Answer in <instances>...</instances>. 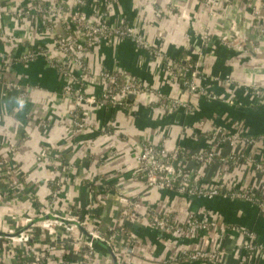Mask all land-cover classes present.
<instances>
[{
  "label": "crops",
  "instance_id": "1",
  "mask_svg": "<svg viewBox=\"0 0 264 264\" xmlns=\"http://www.w3.org/2000/svg\"><path fill=\"white\" fill-rule=\"evenodd\" d=\"M208 1L112 0L106 21L130 26L164 58L182 64L189 57L197 62L198 84L218 99L189 93L167 77L162 60L129 40L92 45L84 57L90 71L88 77L81 78L84 94L99 96L104 89L100 70L115 71L188 105V109L172 112L157 110L145 94L127 98L124 108L77 106L63 95L65 78L49 63L53 60L77 72L66 57L53 51L56 36L63 33L58 21L52 25L54 30L48 31L41 27L36 13L16 17L17 12L30 9L28 0L3 1L6 11L0 14V31L12 40L0 43V214L39 211L45 196L51 194V185L64 176L54 212L90 215L104 235L122 225L124 234L117 231L114 235L122 249L118 264H202L186 262L181 256L217 248L232 251L217 264H264V254L244 252L240 247L243 231L253 233V241L264 246V213L254 204L149 189L136 175V155L144 144L178 147L194 154L211 151L218 158L242 154L264 164V0H216L212 9ZM90 2L93 8L101 0ZM63 5L62 16L68 26V4L64 1ZM255 10L260 16H255ZM88 11L83 15L88 16ZM205 33L210 37L207 46L202 41ZM35 48L47 51L48 59L18 62L24 52ZM8 84L22 89L23 99L18 100V92L8 89ZM75 115L79 122L85 121L83 128L73 125ZM41 153L46 157L39 159ZM181 166L201 184L223 190L248 188L256 196H264V175L250 163L216 161L199 168L187 160ZM11 175L25 180V194L35 195L37 202L26 197L12 201L8 195L12 189L5 181ZM118 192L137 204L139 218H119L122 204ZM146 208L181 223L192 216L235 230L222 236L215 231L178 238L150 228L142 216ZM95 253L98 264H108L104 255Z\"/></svg>",
  "mask_w": 264,
  "mask_h": 264
},
{
  "label": "built area",
  "instance_id": "2",
  "mask_svg": "<svg viewBox=\"0 0 264 264\" xmlns=\"http://www.w3.org/2000/svg\"><path fill=\"white\" fill-rule=\"evenodd\" d=\"M4 0H0V14L6 9L3 5ZM30 3V11L17 12V18H24L30 12H34L41 16V23L48 31L54 29L50 24L51 19H60L64 10L62 0L56 4H48L44 0H28ZM68 4L70 15V23L74 26V31L67 26L63 27V33L59 34L55 40L54 52L62 54L72 65L76 66L77 72L70 71L62 63L50 60L49 63L53 69L59 72L65 78V84L62 88L64 96L72 99L77 106L80 105H112L124 108L128 97L136 98L141 94L148 97V103L152 104L161 112H172L177 109H188V105L178 99L163 96L158 90L144 86L139 80L129 75H123L115 71L100 70L98 76L104 82V89L99 96L86 95L82 89L81 78L88 77L90 71L87 70L83 61L85 54L92 45L101 42L111 43L115 40H129L138 49L149 52L153 58L163 61V71L171 80H176L180 85L191 94L205 96L211 100L218 99L214 94L206 90L197 82L198 64L186 57L184 62L164 58L159 49H152L151 45L128 25L116 24L109 25L106 21L113 2L112 0H101V2L90 9L88 16L83 15L84 10L88 6L89 0H63ZM56 2V0H55ZM60 5V6H59ZM209 8L216 6V0H209ZM53 6L56 8L53 12ZM228 4V9H229ZM255 16H260L258 10L254 12ZM256 28H258L256 26ZM259 29V28H258ZM234 34V27L231 26ZM12 40L0 31V43L4 40ZM202 41L205 46L210 42L207 33L203 34ZM227 44H231L223 38ZM242 44V43H241ZM242 47V45L240 46ZM200 54V52H198ZM49 53L45 50L35 49V51H26L21 59L22 61L32 62L38 59H48ZM80 74V76H78ZM1 82V80H0ZM8 89H15L18 92V100L23 99L24 93L19 87L8 84ZM233 104L232 100L228 101ZM73 125L77 128H83V123L79 122L77 116H74ZM231 144L234 142L230 137L224 136ZM255 139H248L251 143ZM190 160L199 168L210 167L216 161L222 164H232L239 162L250 163L254 168L264 175V164L252 160L250 157L242 154L229 156L228 158H218L213 152L188 153L180 148L169 149L163 145L144 144L138 150L136 155L137 177L143 180L149 189L174 191L179 195L188 197H197L211 200L218 196L233 201H247L254 204L261 212L264 213V196L258 197L254 191L246 188H237L223 190L217 185L210 186L201 184L195 176L193 177L189 171L181 166L182 161ZM2 168H0V177ZM1 180V179H0ZM64 176L56 182V189L51 192L50 199L57 197L58 189L63 186ZM10 185V184H8ZM16 189V186H10ZM118 201L122 204L120 219L136 220L140 216L137 215V204L122 193H117ZM49 199V200H50ZM48 200V201H49ZM47 205L48 213H51L53 204ZM46 206L41 207L39 212L44 213ZM50 214H44L43 217ZM89 214L92 215V212ZM58 219L69 222H75L89 235L86 239L75 226L65 224L54 219H44L26 217L20 219L17 215L0 217V233L9 235L8 237L0 236V264H98L99 257L93 249V241L99 240L111 247L115 252L116 261L119 262L118 254L122 251L115 241L114 235L119 231L124 234L122 225L113 227L111 235H104L98 231V222L93 220L90 215L82 216L78 213H69L67 215H58ZM146 219L150 228L161 232L185 238L196 233H207L219 231L221 236L226 231L233 232V226H225L208 219H194L192 216L186 218L182 223L176 220L160 216L151 208H146L145 214L142 215ZM118 218V219H119ZM11 221H8V220ZM19 221L21 225L18 226ZM119 221V220H118ZM28 228L22 230L26 226ZM18 236L15 233L19 232ZM38 233V234H37ZM243 241L240 245L241 250L250 253L264 254V246L253 241L254 236L250 231H243L241 234ZM232 251L223 248H217L211 251L195 250L186 252L181 256L186 262H209L211 264L219 263V260L230 254ZM67 255V259L61 256ZM108 262V261H107ZM109 264V263H108ZM118 264V263H117Z\"/></svg>",
  "mask_w": 264,
  "mask_h": 264
},
{
  "label": "rangeland",
  "instance_id": "3",
  "mask_svg": "<svg viewBox=\"0 0 264 264\" xmlns=\"http://www.w3.org/2000/svg\"><path fill=\"white\" fill-rule=\"evenodd\" d=\"M58 1L59 0H56V2H53L54 4H56V3H58ZM60 6V5H59ZM68 6V5H67ZM98 6V5H97ZM55 7L53 6V12L55 11ZM31 9H27V10H24V11H22V12H27V11H30ZM34 12H30V14H33ZM39 17H40V23H41V16L39 15ZM64 16H62L60 19L58 18V19H51L50 20V24L51 25H56L55 24V21H58V23H59V26L60 27H62V29H63V27L65 26V23H64ZM68 21H69V23H70V15L68 16ZM62 24H64V26L62 25ZM109 25H111V24H109ZM41 27H43V29H45L44 28V26L42 25V23H41ZM67 27H70L73 31H74V26H73V24H69ZM54 30V29H53ZM50 31H52V30H50ZM58 37V35L56 36V38ZM36 49V48H35ZM35 49L34 50H30V51H35ZM25 53V52H24ZM23 55V54H22ZM22 55L19 57V59H17L18 60V62H20V63H28V62H24V61H22V59H21V57H22ZM38 60H40V59H38ZM41 157H46V154L45 153H41L40 155H39V159H41ZM56 169V168H55ZM15 176V175H14ZM14 176H9L8 177V179L7 178H5V181L8 183V184H10L9 186H16V189H13L12 191H9V193H8V195L9 196H11V198H12V201H14V200H17L18 202H20L22 199H23V197L25 198H28L29 200H30V202H34V201H36L37 202V199H36V197H35V195H31V194H25L26 193V191H25V189H23L24 187H25V180H23L22 178H15ZM59 179H60V177H59ZM4 179L2 178V181H3ZM56 180H55V184H56ZM0 183H2L1 182V180H0ZM4 185H6V184H4ZM50 196V195H49ZM49 196H45V198H44V200H43V205L45 206L46 205V203L47 202H50V204H53V206H52V210H51V213H53V215H51L50 213H48L49 211H48V206L47 205H49L48 203H47V205H46V207H45V209L43 210V212L44 213H37V212H39V211H36V212H34V213H32L33 214V218H42V216H44V214H50L52 217H56V218H58L59 216V214H57L56 212H54V206H56V202H57V198H55V199H50V197ZM48 197H49V199H48ZM17 198V199H16ZM49 200V201H48ZM17 206L18 205H20V204H16ZM24 207V206H23ZM56 208V207H55ZM39 209V208H38ZM21 211H23V210H19L18 212H17V216L20 218V219H24V218H26V217H31L32 216V214H31V212L30 211H28V210H25L24 212H21ZM60 213V212H59ZM18 214H21V215H18ZM5 216H8L7 214H4V212L3 213H1L0 214V217H5Z\"/></svg>",
  "mask_w": 264,
  "mask_h": 264
},
{
  "label": "water",
  "instance_id": "4",
  "mask_svg": "<svg viewBox=\"0 0 264 264\" xmlns=\"http://www.w3.org/2000/svg\"><path fill=\"white\" fill-rule=\"evenodd\" d=\"M128 98H132V97L130 96ZM44 219H54V218L51 215H46L45 217L41 218V220H44ZM58 220L65 223V224L75 226L82 234L85 235L86 239H89V235L82 229V227L79 226V224H77L75 222H69V221H66L63 219H58ZM28 227H29V225L26 226L25 228H23L22 230H24ZM19 233H20V231L15 233V236H18ZM0 236L8 237L9 235L4 234V233H0ZM93 249L95 252L101 253L102 255H104L107 258V261L109 264H117L115 252L111 249V247L109 245H107V244H105L99 240H94L93 241ZM202 264H210V263L203 262Z\"/></svg>",
  "mask_w": 264,
  "mask_h": 264
},
{
  "label": "trees",
  "instance_id": "5",
  "mask_svg": "<svg viewBox=\"0 0 264 264\" xmlns=\"http://www.w3.org/2000/svg\"><path fill=\"white\" fill-rule=\"evenodd\" d=\"M61 0H59L58 2H60ZM90 1H92V0H89L88 1V6L86 7V9L85 10H89L88 12H90V9L92 8L91 7V2ZM62 2L64 3V1L62 0ZM90 2V3H89ZM39 16V15H38ZM63 26H64V24H63ZM5 187H7L6 185H5ZM56 189V186L54 185V183L51 185V192L52 191H54Z\"/></svg>",
  "mask_w": 264,
  "mask_h": 264
}]
</instances>
